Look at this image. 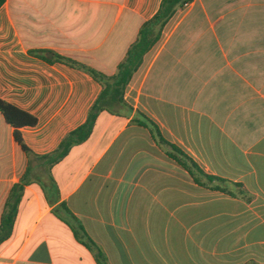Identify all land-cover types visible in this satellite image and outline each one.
<instances>
[{"label":"crops","instance_id":"crops-1","mask_svg":"<svg viewBox=\"0 0 264 264\" xmlns=\"http://www.w3.org/2000/svg\"><path fill=\"white\" fill-rule=\"evenodd\" d=\"M163 0H7L0 9V264H264V0L177 5L144 55L126 107L54 152L117 73ZM82 225L86 234L75 229Z\"/></svg>","mask_w":264,"mask_h":264},{"label":"trees","instance_id":"trees-1","mask_svg":"<svg viewBox=\"0 0 264 264\" xmlns=\"http://www.w3.org/2000/svg\"><path fill=\"white\" fill-rule=\"evenodd\" d=\"M6 1L7 0H0V9ZM187 1L189 0H163L159 12L154 19L147 23L145 28H143L139 40L131 46L126 59L119 65L117 73L113 75L104 74L91 67L82 65L73 59L60 55H55L52 59L43 56V58L48 61L52 62L57 60L71 67L85 70L102 86L100 95L89 111L87 121L68 133L61 141L59 147L54 152L42 156L43 158L48 159L52 164L64 159L73 146L81 144L91 137L96 120L101 112L107 111L110 113H116L118 109L127 106L125 100L126 89L131 82L134 73L142 64L144 55L152 48L159 38L158 34L155 35L153 26L151 25L154 23L160 24L162 28L167 20L174 14L177 5H183ZM0 112L5 117L7 123L16 128V139L22 146L23 150L31 152L30 148L25 144L19 129L24 126L37 125L38 119L2 98H0ZM17 214L18 200L13 206H10L3 215L0 225V245L12 235ZM80 232L84 235L86 234L85 229L81 224L75 229L78 238L80 237ZM85 243L96 248L99 264H109L103 252L91 239L89 242Z\"/></svg>","mask_w":264,"mask_h":264}]
</instances>
